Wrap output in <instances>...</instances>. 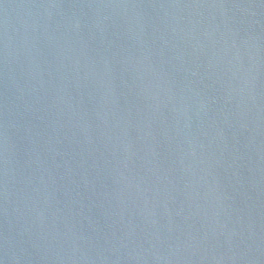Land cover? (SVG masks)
<instances>
[{
	"label": "water",
	"instance_id": "water-1",
	"mask_svg": "<svg viewBox=\"0 0 264 264\" xmlns=\"http://www.w3.org/2000/svg\"><path fill=\"white\" fill-rule=\"evenodd\" d=\"M0 264H264V0H0Z\"/></svg>",
	"mask_w": 264,
	"mask_h": 264
}]
</instances>
